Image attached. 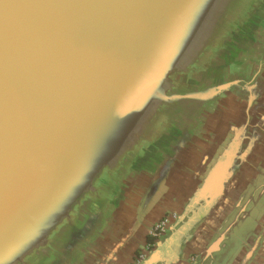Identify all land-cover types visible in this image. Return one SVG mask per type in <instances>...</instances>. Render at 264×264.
Returning a JSON list of instances; mask_svg holds the SVG:
<instances>
[{"label":"water","instance_id":"water-1","mask_svg":"<svg viewBox=\"0 0 264 264\" xmlns=\"http://www.w3.org/2000/svg\"><path fill=\"white\" fill-rule=\"evenodd\" d=\"M260 1L0 0V264L88 239V209L228 89L201 77Z\"/></svg>","mask_w":264,"mask_h":264},{"label":"crops","instance_id":"crops-1","mask_svg":"<svg viewBox=\"0 0 264 264\" xmlns=\"http://www.w3.org/2000/svg\"><path fill=\"white\" fill-rule=\"evenodd\" d=\"M263 3L261 0L246 18L241 40L228 47L201 77L200 87L215 78L219 81L211 87L228 86L217 96L227 93L245 97L243 111L248 123L242 127L237 121L241 120L242 113L237 115L231 144L218 159L215 169L207 173L203 184L175 190L160 208L178 213L179 218L148 259L140 264H264V73L261 76L255 70L247 78L234 80L226 72L233 62L242 66L237 51H247L250 47L247 41L251 32L255 45L250 47V55L256 59L246 64L255 67L259 65L257 60L264 61V51L261 52L264 44H258L264 29L256 25ZM153 153L155 149L141 167L115 187L134 181ZM160 209L156 213L159 217ZM92 218L87 221L89 228L92 221L103 220L99 215ZM144 218L138 224L132 214L111 216L88 254L83 255L82 264H129L134 251L145 246ZM87 240L78 244L72 258Z\"/></svg>","mask_w":264,"mask_h":264},{"label":"flooded vegetation","instance_id":"flooded-vegetation-1","mask_svg":"<svg viewBox=\"0 0 264 264\" xmlns=\"http://www.w3.org/2000/svg\"><path fill=\"white\" fill-rule=\"evenodd\" d=\"M256 25L262 30L264 29V3L259 10ZM253 36L254 33L251 32V37L247 41L250 47L255 45ZM262 43L264 44V30L260 34L258 44L261 45ZM250 47L247 51H237L242 66L237 62H233L227 67L226 72L234 80L247 78L255 70L260 71L261 76L264 73V61L257 60L259 65L255 67L246 64V62L256 59L255 56L250 55ZM263 51L264 46L261 48L262 54ZM238 71L241 72L237 73ZM218 81L215 78L211 82L212 84L201 86L200 89L214 86ZM244 98L243 96L224 93L196 108L190 122L181 129L180 133L155 148V153L148 158L146 165L140 170L139 176H135L137 178L134 181L121 188L110 186L107 200L100 204L99 209L91 207L87 211L91 217L97 218V215H99L102 216L103 220L100 223L98 218L94 222L92 218L91 228L88 229L91 236L85 242L81 251L74 258L72 256L67 258L65 264H68L71 259L73 260L70 264H82L83 255L88 254L93 241L97 238L98 233L102 231L107 220L111 216L120 214L127 216L132 214L138 224V221L145 217V246L134 251L129 264L145 262L159 240L170 232L179 218L178 213L168 209L161 210L160 208L175 190L200 187L203 184L207 173L215 169L218 159L231 144L233 135L236 132L234 131L235 128L232 127L237 115L242 113L241 120H236L242 123V127L247 125L249 119L245 114L246 112L243 111L246 107ZM159 209L161 211L160 217L156 214ZM163 220H167L164 229L162 231L156 230L157 225ZM84 229H87V227L74 229L66 245L60 250L61 253L56 255L55 264L61 263L63 260L61 254L64 253L66 248H69L72 244L77 245V248V242L84 241L80 236ZM74 249L71 248V250ZM141 254L144 255V259L138 262V257Z\"/></svg>","mask_w":264,"mask_h":264},{"label":"built area","instance_id":"built-area-1","mask_svg":"<svg viewBox=\"0 0 264 264\" xmlns=\"http://www.w3.org/2000/svg\"><path fill=\"white\" fill-rule=\"evenodd\" d=\"M166 223H167V220H163L161 221L157 227H156V230L158 231H162L164 229V227L166 226ZM144 259V255L141 254L139 257H138V262H141L142 260Z\"/></svg>","mask_w":264,"mask_h":264}]
</instances>
